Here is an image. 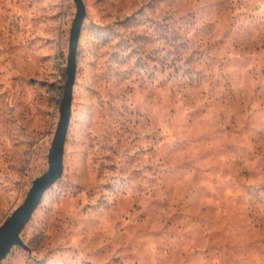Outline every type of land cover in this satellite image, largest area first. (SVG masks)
<instances>
[{
	"label": "rangeland",
	"instance_id": "1",
	"mask_svg": "<svg viewBox=\"0 0 264 264\" xmlns=\"http://www.w3.org/2000/svg\"><path fill=\"white\" fill-rule=\"evenodd\" d=\"M62 177L0 264H264V0H83ZM73 0H0V225L48 169Z\"/></svg>",
	"mask_w": 264,
	"mask_h": 264
},
{
	"label": "water",
	"instance_id": "2",
	"mask_svg": "<svg viewBox=\"0 0 264 264\" xmlns=\"http://www.w3.org/2000/svg\"><path fill=\"white\" fill-rule=\"evenodd\" d=\"M76 14L72 21L69 34L68 59L66 65L67 78L63 85L64 91L60 101L59 121L54 131L48 154V169L35 178L32 186L26 194L23 203L15 208L11 215L0 225V263L9 254L14 246L28 249L21 238L25 225L32 218L34 211L38 208L47 190L54 186L62 177L64 170V153L67 139L68 127L71 121L72 99L74 84L77 75L78 46L83 27V20L86 16V8L83 0H73Z\"/></svg>",
	"mask_w": 264,
	"mask_h": 264
}]
</instances>
